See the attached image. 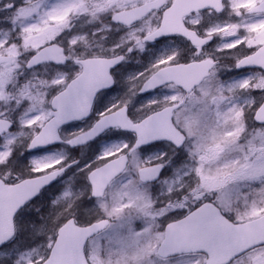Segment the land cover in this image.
Returning <instances> with one entry per match:
<instances>
[{"label":"snow or ice","instance_id":"1","mask_svg":"<svg viewBox=\"0 0 264 264\" xmlns=\"http://www.w3.org/2000/svg\"><path fill=\"white\" fill-rule=\"evenodd\" d=\"M0 264H264V0H0Z\"/></svg>","mask_w":264,"mask_h":264},{"label":"flooded vegetation","instance_id":"2","mask_svg":"<svg viewBox=\"0 0 264 264\" xmlns=\"http://www.w3.org/2000/svg\"><path fill=\"white\" fill-rule=\"evenodd\" d=\"M115 96H117V93H116V92H112V91L109 92V99H111L112 97H115ZM146 96H147V94H145V95L142 96V97H138V98H137V102H139L140 100L146 98ZM77 123H79V122H77ZM81 126H82V125H81ZM155 150H156V149H154V148H153L152 146H150V145H145V146H144L145 154H147L148 152H151V151H155Z\"/></svg>","mask_w":264,"mask_h":264}]
</instances>
